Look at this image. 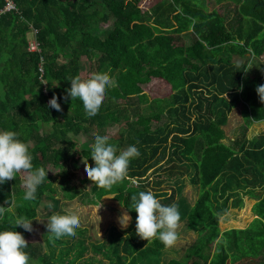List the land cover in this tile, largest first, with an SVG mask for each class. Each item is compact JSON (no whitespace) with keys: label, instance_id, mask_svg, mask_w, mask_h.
<instances>
[{"label":"trees","instance_id":"16d2710c","mask_svg":"<svg viewBox=\"0 0 264 264\" xmlns=\"http://www.w3.org/2000/svg\"><path fill=\"white\" fill-rule=\"evenodd\" d=\"M141 1L13 0L16 10L1 12L0 0V131H14L29 146L33 167L47 172L35 200L23 198L19 173L0 184L6 209L0 231L24 237L14 224L19 216L33 226L40 208L49 218L67 214L62 202L78 198L90 205L112 196L131 224L88 247L106 264L158 260L166 247L136 235L131 209V196L150 190L162 205L176 204L179 225L196 234L183 257L164 264H264V132L245 135L251 123L264 122L256 92L264 69H248L264 53V0H154L144 11ZM30 29L39 53L27 49ZM83 59L91 73H107L117 84L91 117L78 98H64ZM152 80L165 82L171 93L149 99L142 86ZM53 95L62 111L49 106ZM239 106L244 125L226 142L224 127ZM109 128L115 131L108 134ZM80 135L92 144L96 135L108 136L117 154L134 145L140 154L130 159L127 178L110 190L78 179L79 160L94 166L92 144L77 147ZM48 167L57 170L56 186ZM186 183L198 189L193 203L183 195ZM244 197L255 201L251 212L260 230L254 237L251 230L221 233L219 219L241 208ZM76 235L64 237L74 239L69 246L78 249V260L87 245ZM45 237L46 251L33 243L24 249L29 264H53L50 244H67L64 237Z\"/></svg>","mask_w":264,"mask_h":264},{"label":"clouds","instance_id":"9594fccd","mask_svg":"<svg viewBox=\"0 0 264 264\" xmlns=\"http://www.w3.org/2000/svg\"><path fill=\"white\" fill-rule=\"evenodd\" d=\"M70 85L67 96L64 98H71V100L78 98L89 117L98 114L106 89L117 86L107 73H92L86 78L77 75L70 78ZM256 92L260 102L264 103V84L257 86ZM48 104L56 111H62L55 95ZM108 139V136L96 135L90 152L94 166L89 165L87 160L82 162L87 179L97 187L110 190L127 178L130 159L138 157L140 153L134 145H130L117 154L116 146L109 144ZM32 159L29 146L19 140L14 131H0V184L16 179L17 174H21L25 188L23 197L25 200L36 199L37 187L44 182L47 174L43 167L34 168ZM130 199L131 209L136 213V235L146 241L158 239L165 247L174 246L179 238L177 229L180 213L177 205H162L150 190L133 194ZM48 207L51 208L52 205L49 204ZM101 207L102 205L98 203L96 215ZM5 211L4 207H0V215H3ZM130 221L131 217L127 211L122 212L118 217L121 228H126ZM14 224L27 232L33 231L32 220L26 217H17ZM80 226L78 215L71 212L68 214L54 213L49 216L46 223L48 233L52 234L55 239L75 236V230ZM27 246L28 242L20 232L0 231V264H29V255L24 251Z\"/></svg>","mask_w":264,"mask_h":264},{"label":"rangeland","instance_id":"374dc122","mask_svg":"<svg viewBox=\"0 0 264 264\" xmlns=\"http://www.w3.org/2000/svg\"><path fill=\"white\" fill-rule=\"evenodd\" d=\"M154 0H142L139 3V7L142 11L149 8L153 5ZM107 28L106 25L103 26ZM264 37V31L260 34V37ZM249 71L252 74H258L264 69V53L258 58H252L248 65ZM92 73L89 71V62L86 59L82 60V68L80 72V76L82 78H86L90 76ZM143 92L148 96L149 99L165 97L171 93V89L169 85L161 80H152L149 84L142 86ZM244 125V120L241 114L240 106L232 110L229 114L228 122L224 127L226 134V142L232 136L240 135L242 127ZM115 131V128H109L107 130L108 134H111ZM264 132V122H255L251 123L247 128L245 133L247 138H252ZM88 142L90 145L92 144V140L87 137V135H80L77 138V147L82 145L83 143ZM79 160L77 163V171L76 176L78 179H87V174L84 171V163ZM48 173L53 179V182L56 186L55 181L58 178L57 170L48 167ZM20 179L23 186V177L21 174ZM24 187V186H23ZM88 188V187H87ZM183 195L186 197L188 202L193 203L194 200L198 196V189L185 184V188L183 190ZM112 197V196H105ZM103 197L98 203L102 205L96 215L97 204H84L80 199H74L70 202H62L60 209L67 214L69 212L78 215L80 219V227L75 231H81V235L77 234L76 239L82 238L84 240V245H87V250L83 254L81 259L75 260L76 251L78 250L75 247L69 246L72 245L74 239L69 237H64L62 240L67 242V244H55L51 243L49 246V250L53 252L54 258L51 260L53 264H57L58 260L61 261L60 264H106L107 261L103 259V257L99 254H95L92 248L88 247V245H96L101 241H105L106 237L110 234V230L115 229L120 233H124L127 231L128 227L131 224L129 222L126 228H121L118 217L125 210L119 206V204L112 199H108ZM252 200L244 197L242 201V207L238 209H232L229 214V221H227L226 217H221L219 219V230L221 233L228 232L231 230H250L253 232L251 235L256 236L257 230H260V223L255 221V216L250 210V205L252 204ZM129 215V214H128ZM100 218V219H99ZM48 217L45 216V211L40 208L38 211V216L36 219V223L32 226V232H25L24 239L28 243L39 244L43 246V250H47L45 247V235L48 233L46 228ZM178 240L174 246L166 247L158 257V260L154 258L145 259L140 264H164L170 259H180L184 256L186 249L195 241L196 234L191 231H187L185 228V224L182 223L179 225L178 229ZM50 234V233H49ZM52 235V234H50ZM255 243V239L252 241ZM67 245V246H66Z\"/></svg>","mask_w":264,"mask_h":264},{"label":"built area","instance_id":"2783aa9c","mask_svg":"<svg viewBox=\"0 0 264 264\" xmlns=\"http://www.w3.org/2000/svg\"><path fill=\"white\" fill-rule=\"evenodd\" d=\"M4 3V6L1 10V12H10L15 11V5L13 3V0H2ZM28 50L32 52H39L38 44L36 42H31L28 44ZM41 71V69H40ZM49 102V101H48Z\"/></svg>","mask_w":264,"mask_h":264},{"label":"crops","instance_id":"0c3cea01","mask_svg":"<svg viewBox=\"0 0 264 264\" xmlns=\"http://www.w3.org/2000/svg\"><path fill=\"white\" fill-rule=\"evenodd\" d=\"M35 34H36V31L35 30H33V29H30V31L27 33V35H26V37H27V41H28V43H27V49H28V44L29 43H31V42H36V40H35ZM37 43V42H36ZM38 44V43H37ZM38 48H39V46H38ZM29 51V50H28ZM29 52H32V51H29ZM39 52H40V48H39ZM39 52H35V53H39ZM247 198V197H246ZM249 199V198H248ZM249 200H252V199H249ZM253 202H252V204L250 205V210H251V208H252V206H253V204L255 203V201L254 200H252ZM232 209H229V211L228 212H230ZM230 217H229V214L226 216V219H227V221H229L228 219H229Z\"/></svg>","mask_w":264,"mask_h":264}]
</instances>
